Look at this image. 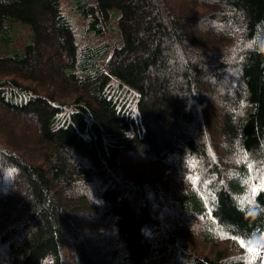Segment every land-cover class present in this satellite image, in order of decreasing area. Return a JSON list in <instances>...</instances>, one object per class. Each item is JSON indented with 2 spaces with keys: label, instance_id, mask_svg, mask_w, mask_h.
<instances>
[{
  "label": "trees",
  "instance_id": "1",
  "mask_svg": "<svg viewBox=\"0 0 264 264\" xmlns=\"http://www.w3.org/2000/svg\"><path fill=\"white\" fill-rule=\"evenodd\" d=\"M70 4L98 42L61 0H0V264H221L180 243L197 222L257 264L264 0Z\"/></svg>",
  "mask_w": 264,
  "mask_h": 264
},
{
  "label": "rangeland",
  "instance_id": "2",
  "mask_svg": "<svg viewBox=\"0 0 264 264\" xmlns=\"http://www.w3.org/2000/svg\"><path fill=\"white\" fill-rule=\"evenodd\" d=\"M188 1L190 3V0H186V2H188ZM61 4H62V9H63L64 13L68 16V18L72 22L74 29H75V32H76L77 37L80 40V42L82 44H87V43H91V42H98V40H96L92 36L86 34L85 28L87 26V21L84 20L83 18L79 17L78 15H76V13L74 11H72L70 0H61ZM180 6L183 7L182 4H180ZM189 7H190V5H189ZM184 14L189 18L192 17V18H196V19H203L206 17H214L216 13H215V11L209 9L203 3L194 2L191 5V9L184 11ZM109 39H110L109 34H106L105 40H109ZM190 51L192 52V49H190ZM233 55L237 57L239 54L235 53ZM202 57L204 59V56L201 55L200 58H202ZM232 75H234V74H232ZM235 76L236 75L232 76V79ZM210 84H212V81H210ZM224 86H225V84L222 85V88H220L219 92H217L210 101L216 102L217 100L221 99V96L224 93V90H223ZM202 107L206 108L205 106H202ZM205 117L207 119L206 122L208 124H210L211 126L214 125V124H212L213 120L209 118V113ZM29 120H31V119H29ZM32 122H34V121L32 120ZM28 125H30L29 121L26 123V126H28ZM219 152L223 153V151L221 149ZM213 159H214V161L216 160L215 154L213 155ZM131 160H132L131 157H128V161L130 162ZM142 172H143V175L140 178L144 181L154 177V175H156V176L161 175V173L156 168L149 167V166L143 167ZM255 174L258 176H264V155H263L262 160L258 164V168L255 171ZM165 179H169V178H167L165 175H163L160 179L162 186H163V181ZM189 180L191 182L192 181L197 182L190 177H189ZM181 184L178 181L172 182L171 179H169V184L164 187L165 189L160 186L161 194L159 197L161 198V200L163 202L167 203L170 200L174 199L177 196V194L179 193V191L183 190V185H181ZM89 196L92 199L94 198L91 194ZM166 211H170V210L167 209ZM92 213H93V211H92ZM171 213H175V211L173 210ZM165 215L166 214L162 215V221L164 223L161 225H163L164 227L167 228V226L164 225V224H166V216ZM86 218L87 217L84 216L82 218V220L86 221ZM189 228H190L189 237L187 234L183 235L180 239L181 240L180 243H182L183 238L186 237L185 241H183V243L186 245L188 250H190L192 252V254L199 255V256H207L213 260H219L221 262V264H242V262H245V263L249 262L248 256L244 252H242L238 248V246L234 245V243L231 239H218L216 242L208 244L201 236V233H200L201 224H200V222H197V225L195 223L190 224ZM251 257L252 258L254 257L258 264H261L264 262V237L259 238L258 240H256L253 243L252 256ZM70 260H71L70 257L67 255V262H70Z\"/></svg>",
  "mask_w": 264,
  "mask_h": 264
}]
</instances>
